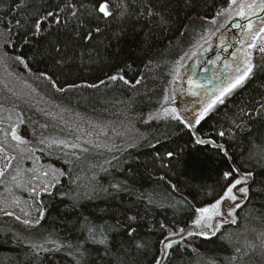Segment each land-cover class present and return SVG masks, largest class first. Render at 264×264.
Masks as SVG:
<instances>
[{
    "label": "trees",
    "instance_id": "16d2710c",
    "mask_svg": "<svg viewBox=\"0 0 264 264\" xmlns=\"http://www.w3.org/2000/svg\"><path fill=\"white\" fill-rule=\"evenodd\" d=\"M55 2L57 0H25L27 7L17 9L20 0H0V32L5 31V26L11 28L12 43L15 45L7 48L8 56L21 55L28 61L27 68L14 59L0 64V85L8 82L2 69L9 72L8 75L21 72L28 81L47 85L55 99L65 103L66 106L61 108L74 109L71 116L62 115L61 111L59 115L60 125L67 126L71 132L60 128L55 132L58 137L55 140L64 141L65 145L71 147H49V143L46 147L40 143L41 131H30L34 125L27 112L0 101V130H7L10 124L16 125L21 135L32 139V145L17 148L15 142L10 137L6 140L0 131V141H5L7 145L6 150L0 152V167L5 165L3 157H17L12 161L13 168L0 177V208L14 213L13 216H6L0 211V264H75L68 249L59 252L40 251L37 257L28 246L38 240L32 237L37 230H44L47 236L51 233L54 238L65 243L75 244L84 238L76 216L64 212L69 202L59 197L50 199L43 196L48 211L40 224L35 225L37 212L26 190L28 176L18 178L23 183L21 187H17V182H13L11 177L17 167L23 170L47 169L49 165L69 167L63 161H70V158L58 152H87L84 149L89 144L85 138L93 128L103 129L109 122H114L121 129L124 139L117 147L126 154L121 158L118 168L107 165L112 177L99 176L96 183L106 187L110 182L129 179L133 191L112 196L99 193L94 199L82 201L85 215L96 223H102L105 214L101 209H130L138 213L144 218V223L154 229L148 231L147 227H142L140 230V236L148 242L149 250L140 253L137 259L140 264H150L162 246L159 244L163 238L159 230L160 223L177 227L191 226L196 215L195 209L214 203L222 194L225 186L223 172L233 167L239 168L241 173L252 175L247 183L248 196L239 201L241 207L235 210L236 223L225 219L211 242L198 236L189 237L172 250L167 264H264V111L258 114L264 102V67L257 68L247 83L196 127V134L201 139L215 141L214 144H195L192 134L178 121L145 122L150 113L161 110L164 105V97L169 94L178 73L177 62L202 37L204 26L216 17V13L228 8L229 0H146L164 16L166 23H161L158 16H148L146 10L145 14L138 15L144 0H135L134 3L129 0L128 17L122 21H112L104 36L89 45L90 55L85 54L81 58V46L74 45L69 49L62 66H56L49 56L36 55L35 46L23 43L30 18L35 16L38 9L42 11ZM16 21H20V26H17ZM254 62L264 63L258 52ZM120 68L124 69L130 80L142 76L141 85L133 89L119 81L109 82L108 76ZM45 71L54 75L58 84L67 90L56 92L47 81L37 79L38 74ZM70 84L79 87L69 89ZM93 84L97 86H87ZM18 116L23 118L24 123L19 122ZM234 121L247 127L237 128ZM248 128H251V132ZM221 131L225 133L223 137L219 135ZM73 137L79 143L77 148H73L70 140ZM150 145H156V148ZM216 145H223L228 156ZM157 150L161 153L169 150L177 153L170 169H162L152 163V156ZM48 153L53 157L48 156ZM113 158H106V161H113ZM127 161H132L134 183L129 177L130 165ZM136 161H139V165ZM96 172L94 169L87 174L91 177ZM73 173L78 175L77 172ZM161 176L164 179H160ZM65 185L64 190H69L71 186L67 185V181ZM141 194L144 198L137 199ZM149 196L151 204L148 203ZM17 199L19 203H13ZM16 216L20 219L17 220ZM25 219L31 221V225H25ZM215 222L219 223L220 219L217 218ZM223 236L229 238L222 239ZM87 248L85 264H107L109 260L115 264L114 255H105L103 247L88 244ZM193 248L198 251L193 252ZM237 248L241 249V253H237Z\"/></svg>",
    "mask_w": 264,
    "mask_h": 264
},
{
    "label": "snow or ice",
    "instance_id": "6c2138e0",
    "mask_svg": "<svg viewBox=\"0 0 264 264\" xmlns=\"http://www.w3.org/2000/svg\"><path fill=\"white\" fill-rule=\"evenodd\" d=\"M134 2L135 0H133ZM16 7L20 9L27 7V4L25 0H20V3ZM233 9L237 10V15L239 16H245L247 13L256 15L258 12H264V0H252L250 3L247 0H229L228 8L221 9L216 13V16H222L225 13L231 12ZM145 10L148 16H158L161 23H166L164 16L160 12L155 11L152 5L147 3L146 0L143 2V7H139L137 14L143 15L145 14ZM129 14V0H57V2L45 7L42 11L38 9L35 16L30 18L31 23L25 32L23 43L27 46H35L36 55L40 57L49 56L53 59L56 66H62L71 47L74 45L81 46V58L85 54L90 55L91 49L89 45H93L94 42L98 41L99 37L104 36L112 21H122ZM216 22L215 18L211 21L212 24H216ZM8 23H11V21H8ZM16 24L20 26V21H16ZM237 26L240 27L239 25ZM246 28L245 37L251 41V43L247 44L248 50L241 48L238 50V53L232 54V60L235 64L232 76L228 78L227 83L222 88L218 89V95L210 98L207 102H201L200 110L193 113L194 119L186 120L180 114L178 108L162 105L161 110L150 113L145 122L160 119L178 121L192 134L195 144H214L215 141L201 139L196 134V127L205 120L217 103H223V97L226 94L231 93L233 89L243 84L254 74L257 68L264 67V63L258 64L254 62L253 52L249 51H258L261 60L264 61V17H261V25H254L252 22H249ZM257 28L258 31L256 30ZM258 41L259 43H257ZM238 42L244 44L245 39H238ZM14 46L12 43V30L5 26V31L0 32V50H3L0 51V64H6L7 60L14 59L24 64L27 68L28 61L23 56H8L7 48ZM32 58L34 59V57ZM127 67L131 68L132 65H128ZM228 67L229 65L225 64V68L227 69ZM37 79L47 81L56 92H65L67 90L58 84V80L54 75L46 71L40 72ZM142 80V76L134 80L128 79L123 68L108 76L109 82L115 83L119 81L133 89L138 88ZM189 82L191 83V81ZM101 83L105 82L101 81ZM87 86L96 87L97 85ZM76 87H79V85H68L69 89ZM170 101L175 103V96L165 95L164 104H169ZM260 111H264V102L261 103L258 114ZM17 119L20 123H24L22 117L18 116ZM233 123L237 128L247 127L246 125L236 124L235 121ZM42 127H46V125H42ZM0 131L3 132L6 140L10 137V140L15 142L17 148L21 145L29 144V141L17 134L16 125L10 124L7 130ZM248 131L251 132V128H248ZM219 135L223 137L225 133L221 131ZM40 143L44 144L45 140H40ZM48 143L49 147L53 145H65L64 141L57 140H51ZM157 144H160V142L157 141ZM150 146L156 148V145ZM6 147L5 141H0V152H4ZM216 147L226 157L228 156V152L224 149L223 145H216ZM31 151L32 149L29 148V152ZM176 156L177 153L171 150L164 153L157 150L152 156V163L162 169H170L171 162ZM3 158L5 165L4 167H0V177H4L6 171L13 168L12 161L17 159L16 156H5ZM127 162L130 165L129 177L131 178V182L134 183L135 171L131 169L132 161ZM63 163L69 165V167L57 168L49 165L47 169L42 168L40 170L36 168L23 170L17 167L15 174L11 177L13 182H17L16 186L21 187L23 183L18 181V178L22 175L28 176L25 183L27 185L26 190L32 197V203L35 205V211L37 212L35 225L40 224V221L44 219L48 211V206L44 204L42 197L45 195L50 199L59 197L60 200H67L69 202L65 205L64 212L65 214L76 216L79 230L84 233V238L75 244L65 243L58 238H54L50 233L48 237H45L43 243H29L28 246L33 250V254L38 257L40 251L59 252L63 249H68V254L72 256L75 264H85V256L88 253L87 245L92 244L103 247L105 255H114L115 264H140V261L137 259L138 255L149 250V244L140 236V230L142 227H147L148 231H153V226L145 224L144 218L138 213L131 212L130 209L127 211L101 209V212L105 214L102 223H96L89 216L85 215L82 210V201L94 199L99 193L112 196L113 194L121 192H132L133 189L130 180L125 179L123 181L110 182L105 187L96 183V177L94 175L89 183L84 184L80 181L79 176L74 175L71 166L72 162L64 160ZM107 163L112 164V161H107ZM119 163L120 161L117 159V164L113 165V167H117ZM136 163L139 165V161H136ZM103 170L106 171V169ZM120 170L123 171V169ZM251 175V173L247 172L241 173L240 169L235 167L230 171L223 172L222 176L225 181V186L222 194L214 203L195 209L196 215L192 220L191 226L177 227L160 223L159 230L163 233V238L159 241V244L162 247L153 256L150 264H167L172 250L185 242L189 237L198 236L202 237L205 241L211 242L213 237L219 232L225 219L230 220L231 223H236L234 218L235 209L241 207L239 200L245 199L248 196L249 187L246 185ZM160 179H164V177L161 176ZM65 181H67V185H75V187L70 191L64 190L66 188ZM237 193L243 195L238 196ZM142 198H144L143 194L137 196V199ZM147 199L148 203L151 204V197L149 196ZM226 201L228 202L227 212L224 211ZM13 203L18 204L19 200H14ZM29 207H32V205H29ZM0 211H3L6 216L14 215L13 212L5 208H0ZM21 211H24V209H21ZM25 215H28V213H25ZM217 218H221L219 223L215 222ZM16 219L19 220L20 217L16 216ZM23 223L25 225H31L32 222L25 219ZM221 238L228 239L229 237L223 236ZM114 249L118 251H114ZM192 251L197 252L198 250L193 248ZM236 251L237 253H241V249L239 248ZM107 264H113V261L109 260Z\"/></svg>",
    "mask_w": 264,
    "mask_h": 264
},
{
    "label": "rangeland",
    "instance_id": "374dc122",
    "mask_svg": "<svg viewBox=\"0 0 264 264\" xmlns=\"http://www.w3.org/2000/svg\"><path fill=\"white\" fill-rule=\"evenodd\" d=\"M247 2L250 3L252 2V0H247ZM236 13L237 10L233 9L231 12L225 13L222 16L219 17L216 16L215 17L217 21L216 24L211 23L213 19L209 21V23H207V25L204 26L205 33L202 35V37L179 60L178 73L171 84L168 94V96H173V95L175 96V103H172L170 101L169 104H164V106L165 107L173 106L178 108L180 110V114L186 120L194 119L193 113L198 112L200 110L201 102L202 101L207 102L210 98H213L215 95H218V91H216L212 95L209 94L206 95L205 97L202 96L199 97V99L202 101H200V104L196 107V110L194 112L185 114L180 100V87L183 76V70L187 65V63L197 55V52L201 47L204 46V48L208 49L206 46L207 43L212 44L213 41L217 40L218 43L220 44L229 40L228 36L225 33L222 34L220 33L223 32V30L225 29L227 25V20ZM259 25H261V23ZM256 30L258 31V28ZM241 39H245L244 49L248 50L247 44L251 43V41L246 39L245 33L241 34ZM257 43H259V41ZM208 47H211V45H209ZM249 51L253 52V57L255 56L256 52H258L256 50H249ZM233 53H238V50H234L232 54ZM227 64L229 65L228 67V70L230 72L229 77H231L235 68V64L232 60V57L228 60ZM2 72H4L3 76L5 75V78L8 82L0 85V92L3 95L2 97H0L1 103L3 102L9 103L27 112L28 115L31 117L30 121H32L31 122L32 125H34V128L30 131L37 133L38 130H40L42 134L40 140L42 139L45 140L44 145L46 147H48L49 141L58 138L56 137L55 132L58 131L59 128L61 130L64 129V131H66L67 133L71 132V130L67 126L63 127L60 125L59 115L61 111L62 115L70 114L69 116H71L72 112H74V109L72 111L70 107L69 109L61 108V106H66L65 103H60L59 101H57L54 97V93L50 91L47 85L41 82L34 84L26 80V78L21 75V72L20 73L13 72L14 75L13 74L8 75L9 72L3 69ZM253 75H251L243 84L233 89L231 93L226 94L223 97V103L226 101L228 97L233 95L240 87H242L245 83H247L253 77ZM227 81L228 79L225 80L224 85L227 83ZM223 103H217L216 106L212 109V111H214L218 106H220ZM160 120H164V119H160ZM42 125H46V127H42ZM120 130L121 129H119L117 125L114 124V122H109L107 123V125H105L103 129L98 130L96 128H93L91 132L89 130L90 134L85 138L86 142L89 144V147H87V149H84V151L87 152L85 153L82 152V154H68L67 153L68 151H63L58 153L63 154L64 157L70 158V162H72L71 166L73 171L78 173L77 176L80 177V181L84 184L89 183V181L94 175L96 179L99 176H103V175H108L109 177H112V175H109L110 173L109 166L113 167V165H116L117 159L121 162V158L126 154V152L120 151L117 147L124 139ZM17 134L23 137L24 139H26L27 141H29L28 145H32V139L30 137L21 135L18 131ZM70 140L72 142V145H75V147L73 148H77L79 146V143L76 142V137L70 138ZM66 146L71 147L69 144H66ZM48 156L53 157V155L49 153ZM112 156H114V158L117 159L113 158L114 160L112 161V164L107 163L106 158ZM120 164L121 163H119L115 168H118ZM94 169H96L97 172L92 174L90 177L87 173ZM103 169H106V171H104ZM70 186L71 187L69 190L75 187V185H70ZM237 195L240 196L243 194L237 193ZM227 204L228 202L226 201L224 206L225 212L228 211ZM32 237L34 239L36 238L38 239L34 243H43L45 237L48 236L44 230H37L33 233Z\"/></svg>",
    "mask_w": 264,
    "mask_h": 264
},
{
    "label": "flooded vegetation",
    "instance_id": "af4514ba",
    "mask_svg": "<svg viewBox=\"0 0 264 264\" xmlns=\"http://www.w3.org/2000/svg\"><path fill=\"white\" fill-rule=\"evenodd\" d=\"M261 17H264V12H258L256 15L247 13L245 16H239L237 13L234 14L227 20L225 29L220 33H225L229 40L220 44L217 40L213 41L212 44L207 43L206 46L208 49L204 51V46L201 47L197 55L187 63L183 70L180 87V90L183 86L186 89L184 94L180 92L181 105L185 114L196 110V107L202 101L199 97H205L209 94L212 95L224 85L225 80L229 77L224 79L225 72L229 71L228 68H225V64L232 57L234 50L244 49L245 47V44H240L238 39H241V34L247 31L246 25L249 22H252L254 25H259L261 23ZM209 45L211 47H208ZM190 65L194 74L192 76V73H190L185 84V72ZM206 71L207 75L201 77L200 74L202 72L206 74Z\"/></svg>",
    "mask_w": 264,
    "mask_h": 264
},
{
    "label": "water",
    "instance_id": "95a60500",
    "mask_svg": "<svg viewBox=\"0 0 264 264\" xmlns=\"http://www.w3.org/2000/svg\"><path fill=\"white\" fill-rule=\"evenodd\" d=\"M206 50V48H204V51ZM190 73H192V76H193V71H192V67H191V65L189 66V68L186 70V72H185V79H184V83L186 84V79L189 77V75H190ZM229 74H230V72L229 71H226L225 72V74H224V79H227V77L229 76ZM201 75V77L203 76V77H205L206 75H207V71H206V74L205 73H201L200 74ZM185 91H186V89H185V87L183 86L182 87V89L180 90V92H181V94H184L185 93ZM162 247V246H161Z\"/></svg>",
    "mask_w": 264,
    "mask_h": 264
}]
</instances>
